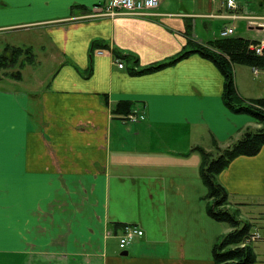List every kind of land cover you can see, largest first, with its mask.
I'll list each match as a JSON object with an SVG mask.
<instances>
[{
  "label": "crops",
  "instance_id": "1",
  "mask_svg": "<svg viewBox=\"0 0 264 264\" xmlns=\"http://www.w3.org/2000/svg\"><path fill=\"white\" fill-rule=\"evenodd\" d=\"M108 1L0 0V58L14 57L19 74H0V264H215L213 247L231 230L204 212L202 151L216 155L260 124L227 108L223 75L196 53L134 72L210 45L227 27L254 43L264 30L217 16L224 0L91 16ZM237 5L264 17V0ZM251 69L234 66L238 93L264 98ZM135 113L146 119L125 120ZM217 181L229 208L261 232L253 264H264V147ZM126 224L144 235L122 256L113 240Z\"/></svg>",
  "mask_w": 264,
  "mask_h": 264
},
{
  "label": "trees",
  "instance_id": "2",
  "mask_svg": "<svg viewBox=\"0 0 264 264\" xmlns=\"http://www.w3.org/2000/svg\"><path fill=\"white\" fill-rule=\"evenodd\" d=\"M255 44L239 37H225L213 40L210 45H190V50L182 53L171 63H161L134 72L135 75H144L161 70L166 66L179 62L191 54H198L211 61L218 68L225 79L223 99L225 105L234 114H243L252 117L259 129H247L240 139L226 149H219L216 155L203 153L201 177L208 188V216L220 223L227 224L231 230L222 235L213 247V260L215 264H253L256 256L253 244L243 246L254 229L251 222L243 221L239 212L229 208L228 192L217 181V176L237 157H254L264 147V98H242L236 88L234 66H248L252 69L264 71V55H259L252 46ZM23 53L22 49L17 50ZM14 51V52H17ZM3 55L0 65L15 61ZM137 64V62L135 61ZM217 146H215V149ZM122 226V228H124Z\"/></svg>",
  "mask_w": 264,
  "mask_h": 264
},
{
  "label": "built area",
  "instance_id": "3",
  "mask_svg": "<svg viewBox=\"0 0 264 264\" xmlns=\"http://www.w3.org/2000/svg\"><path fill=\"white\" fill-rule=\"evenodd\" d=\"M160 5V0H109L107 4L102 6V9L97 11L93 17H115V16H141V17H150L155 15L154 10H156ZM225 5L227 7L228 13L226 16H222L231 20L238 19H248L250 25H254L257 28L264 30V17H245L239 15L237 12V0H225ZM233 28H226L221 32V37H229L234 34ZM253 50L259 55H264V40L259 44L256 43L253 47ZM101 54L102 52H98ZM116 64L119 68H123V63L119 60L116 61ZM254 73L258 75L259 70L254 69ZM125 120L131 124H137L145 120V114H132L125 118ZM144 235L142 229L136 225H127L124 228H121V233L119 235V247L121 249H126L131 243L136 239L141 238ZM262 238L259 231H254L247 238L243 246L248 244H253L254 242Z\"/></svg>",
  "mask_w": 264,
  "mask_h": 264
},
{
  "label": "rangeland",
  "instance_id": "4",
  "mask_svg": "<svg viewBox=\"0 0 264 264\" xmlns=\"http://www.w3.org/2000/svg\"><path fill=\"white\" fill-rule=\"evenodd\" d=\"M157 10V9H156ZM95 14H93V16H94ZM239 27H241L240 25H236V28H239ZM242 32V27H241V29H239L236 33H241ZM23 57V56H22ZM19 61H21V60H19ZM25 62V61H24ZM5 67H6V69H5V71H3V70H0V74L1 73H3V74H5L6 73V75L7 76H12V77H8V78H13V76H18L19 74H18V70H12L11 69V66H12V64L14 65V63H12V64H10L9 66L7 65V64H4V63H2ZM14 68H16V66L14 67ZM16 69H18V68H16ZM260 73H259V75H255L254 74V71L251 69V75H252V77L253 78H255V79H257V77H261V78H258V80L259 79H264V71H259ZM30 74H31V72H29ZM0 76H2V75H0ZM2 79V78H1ZM1 81H3V79L1 80ZM258 92H262V91H258ZM264 92V91H263ZM263 92H262V94H263ZM245 131V130H244ZM243 131V132H244ZM200 176H201V171H200ZM200 181H201V179H199ZM202 183V182H201ZM203 184V183H202ZM207 195H208V191H207V189H206V193L204 194V198H206V200H204V202H205V204H203L204 206H205V208H204V212H206V206H207V208H208V202H207ZM201 199H202V197L199 199L200 201H201ZM129 206V211H131V209H130V205H128ZM191 206V205H190ZM208 213L206 212V215H207ZM211 220H213V219H211ZM213 221H215V220H213ZM217 222V221H216ZM113 242L115 243V245H116V247H117V250H118V252L119 253H121V250H120V248H119V241H118V239H114L113 240Z\"/></svg>",
  "mask_w": 264,
  "mask_h": 264
},
{
  "label": "water",
  "instance_id": "5",
  "mask_svg": "<svg viewBox=\"0 0 264 264\" xmlns=\"http://www.w3.org/2000/svg\"><path fill=\"white\" fill-rule=\"evenodd\" d=\"M121 255H122V256H127V255H128V252H127V251L122 252Z\"/></svg>",
  "mask_w": 264,
  "mask_h": 264
},
{
  "label": "bare ground",
  "instance_id": "6",
  "mask_svg": "<svg viewBox=\"0 0 264 264\" xmlns=\"http://www.w3.org/2000/svg\"><path fill=\"white\" fill-rule=\"evenodd\" d=\"M221 38H225V37H221ZM255 44L251 45L252 47L254 46ZM128 224L125 225V227L127 226Z\"/></svg>",
  "mask_w": 264,
  "mask_h": 264
}]
</instances>
